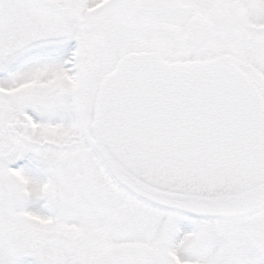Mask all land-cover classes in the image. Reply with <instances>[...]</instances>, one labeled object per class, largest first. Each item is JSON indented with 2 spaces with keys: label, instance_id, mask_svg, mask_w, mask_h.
I'll return each mask as SVG.
<instances>
[{
  "label": "snow or ice",
  "instance_id": "1",
  "mask_svg": "<svg viewBox=\"0 0 264 264\" xmlns=\"http://www.w3.org/2000/svg\"><path fill=\"white\" fill-rule=\"evenodd\" d=\"M0 264H264V0H0Z\"/></svg>",
  "mask_w": 264,
  "mask_h": 264
}]
</instances>
